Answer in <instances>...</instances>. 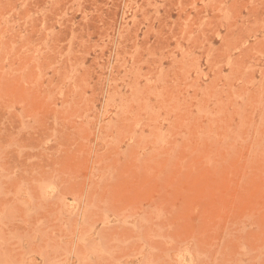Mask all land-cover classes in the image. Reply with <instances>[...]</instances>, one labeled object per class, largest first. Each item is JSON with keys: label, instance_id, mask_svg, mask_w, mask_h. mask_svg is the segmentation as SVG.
Wrapping results in <instances>:
<instances>
[{"label": "rangeland", "instance_id": "1", "mask_svg": "<svg viewBox=\"0 0 264 264\" xmlns=\"http://www.w3.org/2000/svg\"><path fill=\"white\" fill-rule=\"evenodd\" d=\"M0 264H264V0H0Z\"/></svg>", "mask_w": 264, "mask_h": 264}]
</instances>
